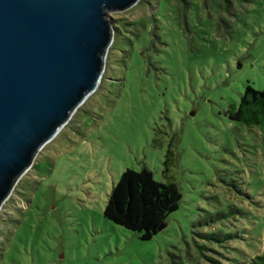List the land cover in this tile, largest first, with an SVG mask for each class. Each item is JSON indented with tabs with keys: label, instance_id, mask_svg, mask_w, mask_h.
I'll return each mask as SVG.
<instances>
[{
	"label": "rangeland",
	"instance_id": "rangeland-1",
	"mask_svg": "<svg viewBox=\"0 0 264 264\" xmlns=\"http://www.w3.org/2000/svg\"><path fill=\"white\" fill-rule=\"evenodd\" d=\"M110 16L99 89L0 211V264H250L264 253V136L228 112L264 89V0H141ZM143 167L183 194L149 242L104 218Z\"/></svg>",
	"mask_w": 264,
	"mask_h": 264
},
{
	"label": "water",
	"instance_id": "water-1",
	"mask_svg": "<svg viewBox=\"0 0 264 264\" xmlns=\"http://www.w3.org/2000/svg\"><path fill=\"white\" fill-rule=\"evenodd\" d=\"M140 1L0 0V211L99 89L115 35L110 14Z\"/></svg>",
	"mask_w": 264,
	"mask_h": 264
},
{
	"label": "trees",
	"instance_id": "trees-1",
	"mask_svg": "<svg viewBox=\"0 0 264 264\" xmlns=\"http://www.w3.org/2000/svg\"><path fill=\"white\" fill-rule=\"evenodd\" d=\"M186 10L185 6L180 9L181 20L185 18ZM228 116L232 122L249 129L257 128L264 136V89L257 91L248 85L240 103L230 106ZM165 165L166 174L169 171V159ZM36 170L39 173V165ZM182 200L183 194L173 181H157L147 167L139 171L127 169L109 196L104 218L136 235L140 241L149 242L162 232L159 231L162 226L168 225L169 217L180 209ZM228 218L229 215H225L213 223ZM204 237L218 244L234 238L232 234L223 238L213 234ZM250 264H264V253L254 257Z\"/></svg>",
	"mask_w": 264,
	"mask_h": 264
}]
</instances>
